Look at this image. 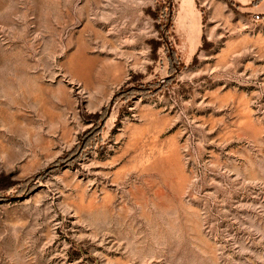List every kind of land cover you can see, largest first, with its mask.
Returning a JSON list of instances; mask_svg holds the SVG:
<instances>
[{
  "label": "rangeland",
  "instance_id": "rangeland-1",
  "mask_svg": "<svg viewBox=\"0 0 264 264\" xmlns=\"http://www.w3.org/2000/svg\"><path fill=\"white\" fill-rule=\"evenodd\" d=\"M260 1L0 0V264H264Z\"/></svg>",
  "mask_w": 264,
  "mask_h": 264
},
{
  "label": "crops",
  "instance_id": "crops-1",
  "mask_svg": "<svg viewBox=\"0 0 264 264\" xmlns=\"http://www.w3.org/2000/svg\"><path fill=\"white\" fill-rule=\"evenodd\" d=\"M252 3V2H251ZM254 4H255V2H253ZM253 4V5H254ZM254 8H258V7H262L263 9H264V0H261L260 2H259V4H257V5H254L253 6Z\"/></svg>",
  "mask_w": 264,
  "mask_h": 264
},
{
  "label": "built area",
  "instance_id": "built-area-1",
  "mask_svg": "<svg viewBox=\"0 0 264 264\" xmlns=\"http://www.w3.org/2000/svg\"><path fill=\"white\" fill-rule=\"evenodd\" d=\"M254 18H255L256 20H259V19H260L259 14H256V15L254 16Z\"/></svg>",
  "mask_w": 264,
  "mask_h": 264
},
{
  "label": "trees",
  "instance_id": "trees-1",
  "mask_svg": "<svg viewBox=\"0 0 264 264\" xmlns=\"http://www.w3.org/2000/svg\"><path fill=\"white\" fill-rule=\"evenodd\" d=\"M120 94L124 93V91H119Z\"/></svg>",
  "mask_w": 264,
  "mask_h": 264
}]
</instances>
